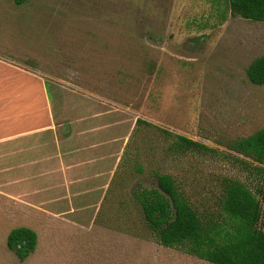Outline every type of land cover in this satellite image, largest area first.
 <instances>
[{
  "label": "rangeland",
  "instance_id": "obj_1",
  "mask_svg": "<svg viewBox=\"0 0 264 264\" xmlns=\"http://www.w3.org/2000/svg\"><path fill=\"white\" fill-rule=\"evenodd\" d=\"M263 55L264 24L227 0H0L14 70L0 96V264H210L161 246L136 195L170 174L209 215L227 178L264 188V167L227 147L264 128V86L247 76ZM139 119L212 151L172 154ZM67 142H102L109 164L102 189L71 201L48 173ZM19 227L39 236L24 263L7 248Z\"/></svg>",
  "mask_w": 264,
  "mask_h": 264
},
{
  "label": "trees",
  "instance_id": "obj_2",
  "mask_svg": "<svg viewBox=\"0 0 264 264\" xmlns=\"http://www.w3.org/2000/svg\"><path fill=\"white\" fill-rule=\"evenodd\" d=\"M22 6L30 0H13ZM234 17L264 24V0H227ZM249 81L264 86V55L247 69ZM138 126L154 128L171 142L175 155L212 151L184 136L162 130L143 120ZM228 149L264 167V128L247 138L232 141ZM264 177V168L254 167ZM143 171V169H141ZM157 188L140 190L136 198L149 230L165 248L180 249L210 264H264V188L252 190L244 183L225 179L220 210L202 215L185 197L176 179L156 172ZM39 236L29 227L13 229L7 248L24 263L37 250Z\"/></svg>",
  "mask_w": 264,
  "mask_h": 264
},
{
  "label": "crops",
  "instance_id": "obj_3",
  "mask_svg": "<svg viewBox=\"0 0 264 264\" xmlns=\"http://www.w3.org/2000/svg\"><path fill=\"white\" fill-rule=\"evenodd\" d=\"M7 64L0 61V96L11 94L8 81L12 80L14 70ZM21 142L23 146L27 141L21 139ZM106 150L107 147L102 142L98 144L62 143L59 152L53 156L52 171L48 172L52 173L54 189L70 197L68 198L70 201L73 197H84L94 189H102V183L106 179L101 178L106 175L105 170L109 168L108 162L102 161L105 156H108ZM46 165L50 164L45 163L44 166ZM92 182H100L101 185L94 188Z\"/></svg>",
  "mask_w": 264,
  "mask_h": 264
}]
</instances>
